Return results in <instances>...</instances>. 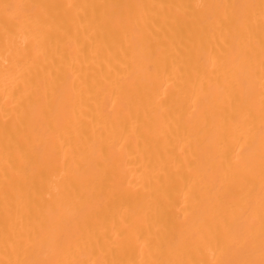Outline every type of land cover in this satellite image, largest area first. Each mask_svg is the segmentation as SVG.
<instances>
[{
	"label": "bare ground",
	"instance_id": "obj_1",
	"mask_svg": "<svg viewBox=\"0 0 264 264\" xmlns=\"http://www.w3.org/2000/svg\"><path fill=\"white\" fill-rule=\"evenodd\" d=\"M0 264H264V0H0Z\"/></svg>",
	"mask_w": 264,
	"mask_h": 264
}]
</instances>
